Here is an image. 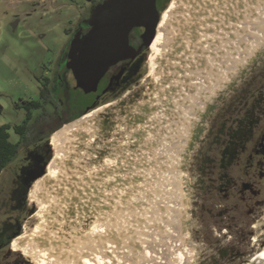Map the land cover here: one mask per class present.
<instances>
[{"label": "rangeland", "instance_id": "374dc122", "mask_svg": "<svg viewBox=\"0 0 264 264\" xmlns=\"http://www.w3.org/2000/svg\"><path fill=\"white\" fill-rule=\"evenodd\" d=\"M221 1L225 3V7H228L229 0ZM172 2L173 0H165L163 14ZM191 3L188 4V10H191L187 13L195 21L192 23V21H188L189 19L184 20V23L192 25L193 29H187L184 32L185 34H192L198 29L203 30L206 26H213L216 30V28L223 27V24L230 19L228 17L222 20V8L216 6L218 0H200L198 2L193 0ZM95 6L89 0H0V104L4 108L0 114V127L5 124L12 127L19 126L24 122L26 110L18 108L17 103L39 99L36 78L42 75L46 68H49L52 64L55 66L61 61L64 51L68 48L72 39L81 29L87 28ZM190 12L193 13V17H191ZM182 15L179 14V16ZM216 17H219V19L214 20L213 18ZM177 22L179 27L185 29L184 23H179V20ZM200 22H203V25L199 26ZM174 35L175 37L183 38L182 42L187 44L186 40H184L185 36L181 32L176 31ZM170 43H172L171 40H169ZM197 43L199 41L194 40L193 48L184 46V51L181 50V54L178 52L176 57L178 58L185 54L184 60H187L189 56H194L193 51H197L194 45ZM178 45L177 42L176 46L179 47ZM176 46L175 48H177ZM199 50L203 49L199 48ZM150 55L149 48L147 59H149ZM250 56L248 65L242 71V74L233 79L226 86L223 94L215 100L213 110L204 113L205 117L201 123L203 124L202 128L207 129L206 134L203 135V132L199 134L195 148L191 151L192 158H185L184 170L187 178L185 185L183 183L185 186L182 187L183 189H181L182 183L178 177L174 175L163 177L160 173L156 174L157 168L160 166L159 163L163 162L162 160H154L152 162L153 168H156L154 171H151L149 164L146 167H141L139 161L142 160H139L137 165L133 161H129L123 167L119 166L118 170L120 171L118 172L113 170L112 174H107V172L104 173L103 171L102 175L98 176L99 178L103 177L104 180H110L109 176L112 175L116 179H114L113 183L117 181L115 187L114 184L102 186L100 181H93L91 185L92 187L93 185L96 186L94 190L91 188V191L96 192L98 190L102 195L109 196L112 204H134L135 202V204H144L143 201L147 202L148 197H146L147 195L145 196L144 190L141 189H145L146 192L152 190L149 196L156 204H169L170 206H173L171 204L176 201L174 196L182 203L187 195L189 204H186V207L188 208L187 216L189 222L186 230L188 234L185 232L184 235L187 236L186 246L193 249L191 264H245L250 257L264 250V140L262 139L264 138V126L260 128V137L253 146L254 149L260 151V156L258 155L254 158L255 163L253 162L251 168L248 167L247 160L250 161L248 157L253 154L249 153L250 146L253 143H249L246 152L243 155L240 153L237 157L238 160L225 169L224 173L231 179V188L228 190L227 187L228 191L223 192L218 188L220 182H217L221 173L219 164L224 145V136L221 130L226 132L230 130L232 132V130L239 127L237 123L239 118L245 120V123H243L244 128L248 129L246 116L253 115L256 117L261 114V108L264 107V101H262L264 100V45L257 47ZM172 62H174V59L171 60ZM171 63H167V66L172 65L173 67L174 65ZM163 64V59L160 60V63L158 59V66L154 72L150 71V66L147 64V68L139 82L129 87L120 96L106 98L99 104L107 103L110 105L97 116V121L106 128V131L99 138L101 143L96 145L100 147L104 145L101 152H107L100 155L97 154L94 151V148H97L96 145L89 150L90 154H88V157L81 160L83 163L75 166L77 169L80 168L81 172L83 171L82 174L81 172L77 173L78 170H70L72 167H69V171L65 169L60 176L62 180L53 182L52 189L54 191L53 199L55 204H70L73 201H69V199H74L75 201L82 192L81 186H84L86 177H92L91 171L95 169V166L98 165L97 167H99V165L106 164L105 162H100L101 160L105 161L110 157H115L113 159H117L119 164H125L124 158L128 153L126 151L128 149L123 145V142H127L128 145L132 141L129 138L133 135L131 133L135 131L133 128L135 123H131L128 126V122L122 121L128 116L130 111L133 114L138 111L137 108L135 109L136 106L140 104H142L140 106L148 105L152 102L158 82L170 76V74H165ZM174 72H177V70L172 71V73ZM161 105L162 103L159 106ZM98 108L86 113L79 119L91 114ZM37 114H39V111H34L33 115L36 116ZM164 118L171 119L170 116H164ZM79 119L71 120L52 129V134L55 133L53 136L52 134L50 135L49 143L51 144L52 138L54 136L56 138L65 127ZM125 121H128V119ZM135 122H138V120H135ZM123 123H125L124 126ZM224 124L225 128H223ZM137 126H140V124H137ZM141 126L144 125L141 124ZM128 127L129 129H127ZM152 127H150V134ZM10 136V140L14 143L20 139L13 130H10ZM166 138L159 135L156 143L159 144L161 140ZM32 144L29 143L22 147L17 157L0 174V233L3 232L6 225L12 224L11 222H16V220L22 222L21 234L27 225L33 228L38 223V218L36 217L38 208H35L29 198L32 185L28 190L27 205L23 211L17 209L18 202L14 197L15 191L19 188V181L23 172L32 161L29 155L34 150ZM118 149L121 151L116 155V150ZM155 149L157 150V147ZM56 154L54 157L52 154L51 158H53L49 164L55 161ZM128 156H130V153ZM128 156H126L127 159H129ZM260 159H262V162H260ZM173 160H176V158H170L169 161L172 162ZM257 162H260V164L256 165ZM112 169H115V167ZM161 171L163 172L162 168ZM113 173L120 178L119 181ZM262 173L263 175H258ZM105 175L109 176L105 177ZM242 176L243 178H241ZM222 178L224 179L222 183H225L227 178ZM245 183L250 185L249 189L244 190L243 185ZM177 186H179L178 192L175 191L174 194V192L170 191L172 187ZM112 189L114 196H116L114 199L111 197ZM136 189H140L143 196L142 194L139 195ZM176 193L179 194L176 195ZM85 194L88 199L82 198L79 203L82 201L84 204H87V202L88 204L92 203L95 208L100 207L102 204H111L110 201H106L103 198H100L101 203L93 200V197L99 200V196L95 194L88 192H85ZM158 196L161 200L158 199ZM73 204H77L76 201ZM95 208L94 210H96ZM133 209L131 205L128 214ZM138 213H141L139 215L141 217L140 220H145L149 216L147 214L143 215V209H141V212L138 211ZM256 223L259 225L258 229L253 228ZM137 225L140 226V223L137 222ZM150 229L148 226L147 231ZM14 259H19L25 264H32L29 262L30 259L25 252L16 248L14 244H12V247L10 244L9 248L0 252V264H12L11 261Z\"/></svg>", "mask_w": 264, "mask_h": 264}, {"label": "bare ground", "instance_id": "6f19581e", "mask_svg": "<svg viewBox=\"0 0 264 264\" xmlns=\"http://www.w3.org/2000/svg\"><path fill=\"white\" fill-rule=\"evenodd\" d=\"M191 1L193 0H173L166 12L164 14L162 13L163 15L161 16L160 22L157 26L155 37L149 47L151 55L147 60L150 66V71L154 72L158 66V59L159 63L160 60L163 59L164 64L162 66L163 69H165V74H170L169 79L176 80L178 78L176 73H181L183 77H185L184 81L190 82L189 86L193 88V91L186 95L185 93L188 90L184 92L185 89L181 88L179 90L177 88L179 90L177 91L179 94H176L178 95H175L174 93L170 94L169 90L172 88L171 86L176 85H172L176 82H173L172 80V83L167 84L166 81L168 78H164V80L162 79L158 82L155 88L156 97L155 94H153V97L155 98L152 99V102H155L154 104L160 102L162 105L155 108H151L153 105L151 104L150 106V103L152 102L148 105H143L144 107L138 105L135 109H138L136 112L142 116V120L135 122V118H137V115L139 114L137 113L136 115V112L134 114L131 112L132 115H136V117L133 116L134 120L129 119L127 116L122 121L128 122V126L134 122V132L138 131V133H140V143L142 142L146 145V147L149 145V152L147 151L148 153L145 154L146 157L144 158L145 162H147L145 167L149 164L151 171H154L156 168H153L154 165L152 162L154 160H162L163 162L159 163L160 166L157 168L158 171L156 174L160 173L163 177L167 175H174L178 177L182 183V187L186 179V173L184 169H179L180 167H178L179 155L176 149L179 148V146L176 147V141H180L181 139H176L175 141L176 136H173L174 139L166 138L165 140H161L159 143L160 145L156 143L161 130H168V124L171 122V119L164 118V116L169 117L170 112H167V105L169 101H171L174 111H180L179 106L183 104L182 103L180 105V102L178 101L179 99H182V101L185 99V103L182 108L184 113H187V106L192 108L191 110L193 113L196 112V110L203 109L212 95L213 89L221 83L219 80H223L226 75L229 73L233 74L235 72L234 64L223 65V63L220 62L221 59L218 58L221 53H226L229 49V45L232 44L229 37L234 38L235 40L237 39L236 44H239V41L243 42V37H246L247 43L251 47H254L252 49H248V53H252L256 47L264 45V3H262L264 0H257V2L256 0H253L255 3L250 0H245L246 2H243V7H240L242 10L238 8L237 3L234 1L229 0L228 7H225V3L218 0V4L216 6L222 8V20L230 17V19L223 24L224 26L216 28V30L213 26H206L203 30L198 29V31L193 32L192 34H185L184 32L187 29H193L192 25H186L184 20L189 19L188 21H192V23L195 21V19H191L187 13L191 10H188V4H190ZM195 1L198 2L200 0ZM258 3H262L260 4L262 7H257ZM256 9L259 10L258 15L255 13ZM179 14L183 15L179 16ZM235 15H237V18ZM254 16L256 20H253ZM191 17H193V13H191ZM178 20L179 23H184L183 25L185 29L178 26ZM200 25H203V22H200L199 26ZM176 31L181 32L185 36L184 40H186L187 44L182 42L183 38L175 37L174 34ZM233 33L236 37L232 36ZM169 40H171L172 43L169 44ZM194 40L199 41V43L195 44L194 47L197 49L198 47L202 48V54L198 55V53H200L199 51H193L194 56H187V60H184L185 54L177 58V53L179 52L181 54V50L184 49V46L186 48H193L192 44ZM175 42H178L179 47L176 46ZM220 45L223 48H220ZM175 46L177 48H175ZM246 47L247 46L245 45V48ZM246 58L250 59L251 56L249 57L246 55L243 62L246 61ZM173 59L174 62L172 63L174 66H167ZM200 63L202 65H200ZM205 67L206 70L212 72V75L204 71ZM173 69L177 70V72L172 73V71H174ZM238 74L239 73H237V75ZM210 75L213 77L211 78ZM213 78L216 80H212ZM229 81H231V79ZM178 83L180 82H177V84ZM222 84L219 85V88L223 86ZM157 92H159L161 97L160 99ZM187 103H189V105ZM109 106V104L104 105L91 114L75 121L65 127L56 138H53L52 144L56 146V149L58 150L55 161L52 164H49L50 161L48 162L50 166L48 164V166H46L47 168L45 174L47 175L44 174L45 176L43 175L40 177L37 183L33 186L31 193V203L34 204L35 208H38V215L36 216L38 218V223L33 228H30L27 225L24 232L16 237V240L13 242L14 246H16L19 250L24 251L26 256L31 260L32 264H191L190 260L193 258V249L186 246L185 243L187 236L184 235L189 222V218L187 216L188 208L186 207V204H189L187 195L185 199H183L182 203H180L178 201L179 199L174 196L176 201H174V204H171L173 206H170L169 204H156L149 196L151 195L150 192H152V190L146 192L145 189H141L144 190L145 196L147 195L146 197H148L147 202L143 201L144 204H135L136 202L134 204H112V200L109 196L106 195V197L104 194L102 195L97 189L96 192L90 190L91 188L93 190L96 188L95 185H93V187L91 186L93 181H100L102 186L114 184L115 187V183L117 181L113 183L115 178H113L112 175H105V177L109 176L110 180H104L103 177L99 178L98 176H101L103 171L104 173L107 172V174H112L113 170L115 172L120 171L118 170V167H123L130 161V159L126 158V156L129 155V150H126L128 153L125 155L127 160L124 158L125 164L121 165L117 159H113L115 157H110L105 161H100L105 162L106 164L99 165V167H97V165L92 171L89 170L91 171L92 177H86L84 180V186H81L82 192L80 194L78 193L79 196L75 200L77 204H73V202H75L74 199H69V201H73L70 204H55V200L53 199L54 191L52 189L53 182L55 180H62L60 177L61 174L65 169L69 171V167H72V169L70 168L72 171L78 170L77 173L81 172V169H77L75 166L81 165L83 163L81 160L86 159L88 154H90L89 150L93 149L96 144L98 145L101 143L99 138L105 133L106 128L99 121H97V116ZM199 116L201 117V113H198L197 117ZM127 119L128 121H125ZM124 124L125 123H123V126ZM137 124H140V126H137ZM141 124L144 126H141ZM182 124L183 131L180 132L185 134V123L183 122ZM156 125H158L157 128ZM151 126L153 127L150 134ZM127 129H129V127ZM174 129L172 128L171 130L173 131ZM134 137L135 136L133 134L129 140H132ZM97 145V148H94V151L100 155L101 149L104 148V145L101 147ZM123 145L126 147L127 142L124 141ZM155 147H157V150ZM120 151V149L116 150V155ZM174 157L176 160H173L172 162L169 161L170 158ZM114 167L115 169H112ZM161 168L163 169V172L161 171ZM82 173L83 171L81 174ZM113 175L117 177L116 174L113 173ZM119 179L120 178L117 177L118 181ZM71 181H73V179H71ZM107 182L109 183L107 184ZM178 187L179 186L174 188L172 187L170 191L175 194V191H179ZM141 190L139 189L136 192L141 195ZM85 192L99 196V200L96 197H93V200L97 202L101 203L100 198H103L106 201H110L111 204L106 203L95 208L92 203L88 204L87 202V204H84L82 203L83 201L79 203L82 198L88 199ZM111 192V197L113 199L116 198V196H114L113 189ZM74 193H76V191H74ZM178 194L179 193H176V195ZM61 199L65 202L63 198ZM131 205L134 208V212L131 211V213L128 214L130 212L129 208ZM94 208L97 211L94 210ZM141 209H143V215H149L145 218V220H140L141 217L139 215H141V213H138V211L141 212ZM71 219L73 220L71 221ZM161 221L163 223H159ZM137 222L140 223V226L137 225ZM148 226L151 228L149 231H147ZM253 228L258 229L259 225L257 223L256 225L254 224ZM245 264H264V250L258 252L253 257H250Z\"/></svg>", "mask_w": 264, "mask_h": 264}, {"label": "flooded vegetation", "instance_id": "af4514ba", "mask_svg": "<svg viewBox=\"0 0 264 264\" xmlns=\"http://www.w3.org/2000/svg\"><path fill=\"white\" fill-rule=\"evenodd\" d=\"M230 1H234L235 3H237L238 7H239V5L243 4L242 2H244V3L246 2L245 0H230ZM236 1H238V2H236ZM157 6H158L159 11L161 13H163V10L165 8V0H158ZM213 19L216 20V18H213ZM89 29L90 28L87 25V28L81 29L78 33L83 35V34L87 33L89 31ZM144 31H145L144 28H136L130 33L129 42H130L131 47L134 49L133 57L123 59V60L119 61L118 63H116L115 65L111 66L109 68V70L107 71V73L105 74V76L100 81V83L98 85V89L96 92L86 94L81 88L76 87L75 78H74L72 72L69 69H67L68 52H69V48H70V45H69L68 48H66V50L64 51V54L61 58V61H59L55 66L52 64L49 68H46L44 70L43 74L36 78V81L38 84L37 88L39 91V99L38 100H30V101H21V102L17 103L18 108L26 110V118H27V114H28V109L36 107L38 105V102L42 103V107L40 109L34 108L32 110V114L34 113V111H39V114H37L36 116L33 115L32 120L28 123V127H29L28 134L31 136H35V138H34L35 140H34V143L32 144L34 146V150L29 153L30 157L32 158V161L28 165L29 168L25 172L24 179L22 180V185L19 189V195H20L22 200L26 201L27 193H28V190H29L31 185H32V187L30 189L29 198H30V201L32 200L31 199V193L33 190V186L40 179V177H39L36 181L35 177L41 174L44 167L46 170V166L49 165L48 162L52 160V158L55 156V154L57 152L56 146H54L52 144L53 138L55 136L52 138L51 144L49 143V138H50V135L52 134V129H54L56 126H59L63 123L70 122L76 116H79L81 114H82L81 116H83L84 114H86V112L90 108H93L92 110H94L98 107L107 105V103L103 104V105H99V104L102 101H104L106 98L120 96V94L124 93L129 87L135 85L137 82L140 81V78L144 74V72L147 68V64H148L147 55H148L149 47H146L143 45L144 41L142 39V34L144 33ZM199 48L200 47H198V49ZM198 49H197V51H198ZM202 51L203 50H199L200 53H198V55H201ZM233 64L235 66V72L233 74L229 73L228 75H226V77L223 80H219V82H221L220 84L225 82L224 84H222L224 87L221 86L219 88V85H220L219 84L215 89H213L212 95L210 96L209 100L207 101V103L203 107V109L196 110V112L193 113V111L191 110L192 108H189V106H187L188 107L187 111H186L187 113H184L182 108H183V105L185 103V101H184L185 99H183V101H182V99H179L178 101L180 102V105L182 103L183 104L181 106H179L180 111H174V109L172 107V103H171V101H169V103L167 105V110H168L167 112H170L169 116L171 118L172 123L169 122L168 127L167 126L166 127L168 128V130L170 129L169 130L170 132L167 129H164V130H161L159 135L162 137L166 136L167 138H171V139H174V137L176 136L175 141H176V139H179V140L181 139L180 140L181 143H180V141H176L177 143L175 142L177 145L176 147L179 146V148H176L178 155H179V157H178L179 158L178 167H180L179 169L185 168V158L186 159L188 157L192 158L191 151L195 148L196 142L199 139V134L201 132H203L202 133L203 135L206 134L207 129L202 128L203 124L201 123V121L205 117L204 113L210 112V110H213V107L215 105L214 104L215 100L221 94H223L224 90L226 89V86H228L230 84V82L232 81L233 78L235 79L238 75L242 74V71L248 65V59H246V61H244V62L240 61V63L234 61ZM235 64H237V65H235ZM200 65H202V64L200 63ZM204 71H206L207 73H210L212 75V72L209 70H206V67H205ZM237 73H239V74L237 75ZM176 75H178L177 76L178 78L176 80L172 79L173 82H176V83H173L172 85H174V84H176V85L171 86L172 88L169 90L170 94L174 93L175 95H178L179 92H177V91H179L181 88L185 89L184 92H186L188 90L185 93L186 95L189 92H192L193 88H191L189 86L190 82L184 81L185 77H183V75L181 73L179 74L177 72ZM169 77H168V79H169ZM212 77L213 76H211V78ZM168 79L166 81L167 84L172 83V80H170V79L168 80ZM230 79H231V81H229ZM212 80H216V79L213 78ZM177 82H180V83L177 84ZM183 84H185V85H183ZM177 85H178V87H177ZM157 93H158V96L160 99L161 97L159 95V92H157ZM160 93H161V91H160ZM176 93H178V94H176ZM155 97H156V95H155ZM157 100H158V97H157ZM262 101H264V100H262ZM152 103H150V106H151V104L153 105V106H151V108H153V107L155 108L161 104L160 102H157L156 104H154L155 102H152ZM163 104H165V103H163ZM187 104L189 105V103H187ZM140 105H142V104H140ZM168 106H170V107H168ZM261 109H262L260 111L261 114L257 115L256 117H254L253 115H247L246 116V120L248 121V127H249L248 129L244 128L243 123H245V120L242 118H239L237 120V123L239 124L238 128H236L235 130H232V132H230V130L227 132L221 130V132L223 133V136H224L223 137L224 138V141H223L224 145H223V150L221 152V158H220V164H219V166H220L219 171H221V173L219 174L220 176L218 177L217 182H220V185L218 186V188L223 192H226L229 190V188H231V179L228 178L227 174L224 173L225 169L228 166H230L231 164H233L234 161L238 160L237 157L239 156L240 153L243 155V153L246 152L247 145L249 143H253L250 146V150H249V153H253V154H250V156H249V153H248V156H249L248 158H250V161L247 160L248 165H249L248 167L251 168V166L253 165V162H254V158L258 155L260 156V151L258 149H254L253 146L255 145L256 141L260 137V135H259L260 128L262 126H264V107ZM92 110H90V111H92ZM90 111H88V112H90ZM198 113L199 114L201 113V117L200 116L197 117ZM246 113H247V111H246ZM136 115H137V113H136ZM136 115H135V117H136ZM128 116L130 119L134 120L131 111L128 114ZM135 119L136 120H142V116H140V114H139V116ZM188 119H191V120H188ZM183 122L185 123L184 126L186 128L185 134H183V132H180V131H183L182 130V128H183L182 123ZM175 124H178V125H175ZM174 125H175V127H174ZM177 126H179L181 129ZM157 127H158V125H156V128ZM172 128L173 129L175 128L173 130L174 132L171 130ZM223 128H225V124L223 125ZM177 130H179V131H177ZM132 134H134L135 137L127 145L128 147L126 146V148L129 150V153H130V156H128V157H129L130 161H133L135 163V165H137V162L139 160H142V161H139L141 163L139 165L141 167L145 166V164H147V162H145L144 158L146 157L145 154L149 152L148 151L149 145L146 147L145 144L140 143L141 137H140V133H138V131L133 132ZM262 139L264 140V138H262ZM179 143L181 144V146ZM143 151L144 152L146 151V152L144 153ZM180 151H182L183 153ZM105 152H107V151L101 152V154L105 153ZM52 154H53V157L51 158ZM135 157H137V158H135ZM260 162H262V159H260ZM260 162H257L256 165L260 164ZM258 175L261 176V175H263V173L258 174ZM222 177L227 178L225 183H222V180H224ZM241 178H243V176ZM185 181H186V179H185ZM185 181H184V185H185ZM227 187H228V190H227ZM243 188H244V190L249 189L250 185L245 183L243 185ZM181 189H182V185H181ZM184 189H185V191H187L186 188H184ZM185 191H184V193H185ZM24 208H23V210H24ZM23 210H21V211H23ZM20 223H21V221L16 220V222H14V223H12V225H10L8 230H4L3 232L0 233V252L3 249L9 248L10 244L12 247V244L15 241L18 232L20 231V228H21ZM29 262L31 263V260H29ZM11 263L12 264H25L24 262H22L19 259L18 260L14 259L13 261H11Z\"/></svg>", "mask_w": 264, "mask_h": 264}, {"label": "water", "instance_id": "95a60500", "mask_svg": "<svg viewBox=\"0 0 264 264\" xmlns=\"http://www.w3.org/2000/svg\"><path fill=\"white\" fill-rule=\"evenodd\" d=\"M158 0H102L93 9L85 34L78 33L71 41L67 69L76 87L86 94L94 93L109 68L133 57L130 33L144 28V46L150 47L162 13ZM45 167L35 180L45 174ZM18 236V235H17Z\"/></svg>", "mask_w": 264, "mask_h": 264}, {"label": "trees", "instance_id": "16d2710c", "mask_svg": "<svg viewBox=\"0 0 264 264\" xmlns=\"http://www.w3.org/2000/svg\"><path fill=\"white\" fill-rule=\"evenodd\" d=\"M89 1L96 5L102 0H89ZM41 107H42V103L38 102V105L34 108L40 109ZM34 108L28 109L27 118L25 119V121L21 125L12 127L8 124H5V125L0 127V174L12 162V160L15 157H17V155L19 154L20 149L22 147L28 145L29 143H34L35 136H31L28 134V132H29L28 123L32 120V116H33L32 110ZM3 109H4L3 106L0 104V114L3 112ZM92 109L93 108H90L88 111H90ZM81 115L76 116L74 119H79ZM10 130H13L14 133L20 137L18 142L14 143L10 140V138H11ZM28 168H29V166L27 168H25L23 175L21 176L20 181H19V188L17 191H15V194H14V197L16 198V200L18 202V204H17L18 210H23V208L26 207V205H27L26 201L21 199V197L19 195V189L22 185V180L24 179L25 172L27 171ZM11 223H14V222H11ZM10 225H12V224L6 225L4 230H8ZM20 226H22V222L20 223ZM20 232H21V228L17 234L18 236L21 234Z\"/></svg>", "mask_w": 264, "mask_h": 264}, {"label": "built area", "instance_id": "2783aa9c", "mask_svg": "<svg viewBox=\"0 0 264 264\" xmlns=\"http://www.w3.org/2000/svg\"><path fill=\"white\" fill-rule=\"evenodd\" d=\"M247 1V0H246ZM250 1H253V0H250ZM254 2V1H253ZM256 2H257V0H256ZM243 3V2H242ZM262 3H264V2H262ZM262 3H258V5H260V4H262ZM257 5V7H262V5H260V6H258ZM240 7H243V4L242 5H239V9H241ZM254 7V6H253ZM242 10V9H241ZM258 9H256V11H255V13H257V15H258ZM220 17V16H219ZM219 17H216V20H218L219 19ZM235 17L237 18V15H235ZM253 20H256V18H255V16L253 17ZM232 33V32H231ZM233 37L235 36L236 37V35L233 33V35H232ZM261 36V35H260ZM242 37V36H241ZM229 39H230V41L232 42V44L231 45H229V49H228V51L226 52V53H221V55H219L218 56V58L219 59H221L220 60V62L221 63H223V65H227V64H231V65H233V63H234V61H236V62H242L243 61V59L245 58V56L246 55H250L251 53H248V49H252V48H254V47H251L248 43H247V40H246V37H243V42H240L239 41V44H236V40L234 39V38H230L229 37ZM243 43V44H242ZM245 45L247 46L246 48H245ZM243 46H244V48H243ZM220 48H223V47H221V45H220ZM219 48V49H220ZM257 48V47H256ZM255 48V49H256ZM254 49V50H255ZM253 50V51H254ZM252 51V52H253ZM227 59H229V60H227ZM227 60V61H226ZM224 69V68H223Z\"/></svg>", "mask_w": 264, "mask_h": 264}]
</instances>
